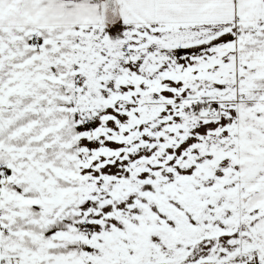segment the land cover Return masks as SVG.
Returning <instances> with one entry per match:
<instances>
[{
  "label": "snow or ice",
  "instance_id": "snow-or-ice-1",
  "mask_svg": "<svg viewBox=\"0 0 264 264\" xmlns=\"http://www.w3.org/2000/svg\"><path fill=\"white\" fill-rule=\"evenodd\" d=\"M0 264H264V0H0Z\"/></svg>",
  "mask_w": 264,
  "mask_h": 264
}]
</instances>
